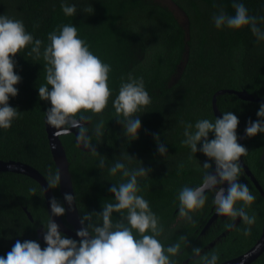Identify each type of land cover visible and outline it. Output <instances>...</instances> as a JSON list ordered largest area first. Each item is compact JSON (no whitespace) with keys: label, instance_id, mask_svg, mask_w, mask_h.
Instances as JSON below:
<instances>
[{"label":"trees","instance_id":"trees-1","mask_svg":"<svg viewBox=\"0 0 264 264\" xmlns=\"http://www.w3.org/2000/svg\"><path fill=\"white\" fill-rule=\"evenodd\" d=\"M167 1L185 15L186 28L161 0H68L77 6L76 14L71 17L62 12V0H0V14L23 20L26 30L44 44L48 43L49 32L64 24H74L78 36L86 41L90 51L112 67L109 86L114 90L113 97L102 113H85L92 116V121L86 125L89 128L104 121L101 141L97 143L93 136L92 143L98 154L104 156L105 168L97 167L99 155L77 146L74 134L60 137L79 217L87 212L98 213L104 204L115 202L108 189L111 183L118 184L123 180L119 173L109 175L108 167L122 160L129 168H135L141 161L144 167L152 169L149 177L138 178V184L140 194L149 201L163 224L160 241L165 247L181 243V253L173 258L177 264H199L198 258H193L192 248L203 249L213 242L225 231L231 218L218 219L215 225L218 228L211 227L206 234L200 235L212 216L211 192L206 193L208 200L204 208L192 213L195 223L179 216L178 191L184 185L196 187L202 182L200 164L202 166L208 159L199 151L191 154L190 149L181 144L184 124H195L203 118L214 120L212 98L221 90L245 91L264 99V41L257 42L248 26L215 28L214 14L221 9L234 14L232 0ZM242 2L249 15L264 17V0ZM259 26L264 28V23ZM30 50L31 45H28L14 56V71L21 80L15 85L18 94L9 98V105L21 114L12 122L11 128L0 129V160L26 164L48 183L49 174L57 173V168L44 123V112L50 103L38 96V87L46 84V62L42 55L39 59L34 54L28 55ZM129 73L144 78L151 97V103L134 114L139 116L141 128L138 138L131 141L119 122L124 118L115 113L112 105L121 79H126ZM260 104L243 101L233 94L216 98L221 114L231 111L238 117V139L247 122L257 119ZM153 134H158L160 142L165 143L167 154L163 157L157 152ZM240 144L248 151L242 156L243 161L264 192V133L253 137L245 135ZM127 153L136 160H124ZM247 185L256 196L255 202L245 208L249 215L256 216L251 235L247 238L242 235L244 225L240 222L212 248L202 250V255L218 253V264L247 253L262 234L264 202L250 181ZM51 190L63 205L59 185ZM60 217L66 224L65 214ZM48 218L44 195L36 181L24 175L0 172V256H6L17 240H35L45 247L38 237V230L44 232L42 224H46ZM112 218L115 222L120 214L113 213ZM93 221L102 224L95 213ZM181 236L187 237V243L180 241ZM250 264H264V253Z\"/></svg>","mask_w":264,"mask_h":264},{"label":"clouds","instance_id":"clouds-1","mask_svg":"<svg viewBox=\"0 0 264 264\" xmlns=\"http://www.w3.org/2000/svg\"><path fill=\"white\" fill-rule=\"evenodd\" d=\"M232 7V15L223 9L213 15L215 28L240 29L248 26L257 42L264 41V28L259 26L264 23V17L249 15L242 0H232ZM61 10L71 17L76 14L77 6L62 0ZM47 41L44 44L43 40L28 32L23 20L0 14V129L11 128L12 122L20 118V111L9 105V98L18 94L15 85L21 80L20 75L14 71V56L31 45L28 55L34 54L37 59L42 55L46 62V84L38 87L39 98L50 103L44 112L45 124L53 129L55 136L71 135L72 129H77V146L99 155L92 138L95 136L97 143L101 141L104 121L100 120L89 128L86 125L92 121V116L85 113H102L113 97L114 90L109 86L112 67L90 51L86 41L78 36L74 24L58 26V29L47 34ZM150 103L151 97L142 76L135 77L129 73L126 79H121L112 105L115 113L124 118L119 122L123 124L124 134L130 141L138 138L141 128L139 116L134 114ZM256 116L255 121L247 122V137L264 133V103L259 105ZM238 123V117L228 111L214 120L203 118L195 124H184L181 144L188 147L191 154L199 151L208 159L202 166L200 164L203 169L202 182L196 187L184 185L178 191V214L187 222L195 223L192 213L204 208L208 200L206 193L212 192L211 203L215 213L230 217L232 221L239 218L244 225L242 235L247 238L251 235V226L256 216L249 215L245 208L255 202L256 196L246 183L239 182L242 172L240 158L248 151L238 143ZM210 133L213 137L211 139ZM153 135L158 154L165 156V143L160 142L158 134ZM133 159L128 153L124 157L129 162ZM105 166V158L100 156L97 167L104 169ZM151 171L141 161L135 168H129L122 160L108 167L109 175L116 176L119 173L123 180L118 184L111 183L108 189L115 202L104 204L98 213L87 212L80 217L81 227L76 231L78 240L64 235L52 219L65 214V207L52 197L49 200L48 221L42 224L46 246L42 248L35 240H17L6 256H0V264H177L173 258L181 253V243L165 247L159 239L164 232L161 219L152 210L149 201L140 194L138 178L149 177ZM60 181L59 171L50 173L47 186L55 187ZM225 184L226 188L222 186ZM63 199L71 210L75 196L65 193ZM238 203L240 206H237ZM93 213L102 220V224L93 221ZM113 213L120 214L115 222ZM180 241L187 243V237L181 236ZM201 253L200 247L192 248L193 258H198L199 264H218V253ZM246 260L247 256L241 260V264H245Z\"/></svg>","mask_w":264,"mask_h":264},{"label":"water","instance_id":"water-1","mask_svg":"<svg viewBox=\"0 0 264 264\" xmlns=\"http://www.w3.org/2000/svg\"><path fill=\"white\" fill-rule=\"evenodd\" d=\"M224 94H233L243 101L264 103V99L255 98L254 96L248 94L245 91L221 90V91H218L217 93H215L213 98H212V110H213V114H214L215 118H220L222 116V114L220 113V111L217 108L216 98H217V96L224 95ZM44 120H45V118H44ZM45 130H46L49 148H50V152H51L54 164L57 168V172L59 171L60 175H61V181L59 183V187H60V193L62 196L63 206L65 207V221H66V223H68L69 225H71L73 227L72 228L73 230L66 227V225L64 224V222L62 221L60 216L52 217V219L59 225V230L63 234L78 240L79 238L76 237V231L80 229L81 225L79 223L80 217L78 215L76 203L74 202L71 210H69L68 204L63 199L65 193L73 194L71 176L69 173V164H68V160L66 157L64 147H63L61 140H60V137L63 135H61V136L53 135V133H52L53 129L48 127L46 124H45ZM72 134H74L75 138H76L77 129H72ZM244 137H245V131L239 137L238 143H241L243 141ZM79 148L82 149L81 147H79ZM82 150H84V149H82ZM240 162L242 164V160H240ZM242 167H243V164H242ZM244 171L251 178L255 187L258 189V191L260 192L261 196L264 199V192L262 191L261 187L258 185L257 181L253 178L251 173L246 168H244ZM0 172H10V173H15V174H20V175L27 176V177L33 179L34 181H36L42 189L44 199H45L46 208H47V211L50 215L49 200L52 197H54V194H53L51 188L47 186V181L44 179V177L38 171H36L34 168H32L26 164H23V163L14 162V161L5 162V161L0 160ZM224 187L226 188L227 185L225 184ZM27 216L30 220H32L29 213H27ZM216 216H217V214L214 216V218ZM238 221H239V218L236 221H234L233 227L235 225H237ZM233 227H230V229ZM43 234H44V232L42 231V229H39L38 230V237L41 240V242H43L45 244V242L43 240ZM263 252H264V225H263L261 237L259 238L257 243L247 253H245L244 255L239 256L235 259L226 261L223 264H241V260L245 256H247V260H246L245 264H250L253 261H255Z\"/></svg>","mask_w":264,"mask_h":264},{"label":"flooded vegetation","instance_id":"flooded-vegetation-1","mask_svg":"<svg viewBox=\"0 0 264 264\" xmlns=\"http://www.w3.org/2000/svg\"><path fill=\"white\" fill-rule=\"evenodd\" d=\"M240 160H242V164H243V167L244 168H246L250 173H251V171L248 169V167L245 165V163H244V161H243V157H241L240 158ZM242 167V172H241V175H240V177H239V181H243V183H246V184H248L249 183V181L251 182V184H253V186L255 187V185H254V183H253V181L251 180V178L246 174V172L244 171V168ZM214 168H215V165L213 164V168H212V170H214ZM251 175L253 176V178L256 180V178L254 177V175L251 173ZM257 181V180H256ZM258 183V182H257ZM258 185H259V183H258ZM223 187H224V185H222ZM260 186V185H259ZM261 187V186H260ZM256 188V187H255ZM257 189V188H256ZM262 189V188H261ZM257 191H258V189H257ZM263 191V190H262ZM259 192V191H258ZM212 193V192H211ZM212 196H213V193H212ZM259 196L263 199V197L261 196V194H260V192H259ZM263 202H264V199H263ZM211 212H212V216L210 217V219L208 220V222H207V224H205V226H204V228H202V232L200 233V235H204V234H206V232H208L210 229H211V227L212 228H214V229H216V227L218 228V226H216L215 227V225H216V223H217V220L218 219H221V220H223V219H225V220H227L229 217H226V216H219V215H217L215 218H214V216L216 215V213H215V211H214V205H212V203H211ZM238 219V218H237ZM222 221H220V223H221ZM240 220L238 221V223H237V225H235L233 228H231L230 229V227H227L226 229H225V231H223L221 234H219L216 238H215V240L213 241V242H211V243H209L207 246H205V247H203V249L202 250H207L208 248H212L214 245H215V243H217V242H219V240H220V237H223V236H225V234H228L229 232H231V231H233L234 230V228L235 227H237L239 224H240ZM234 223V221H232V219L229 221V224H233ZM67 224V225H66ZM65 225H66V227H68L69 229H71V230H73L72 228V226L71 225H69L68 223H66ZM262 229H263V226H262ZM262 235V234H261ZM261 237V236H260ZM259 237V238H260ZM259 238H258V240H259ZM257 240V241H258ZM257 243V242H256ZM249 251V250H248ZM264 253V252H263ZM244 255V254H243ZM241 256V255H240ZM239 257V256H238ZM237 258V257H236Z\"/></svg>","mask_w":264,"mask_h":264},{"label":"rangeland","instance_id":"rangeland-1","mask_svg":"<svg viewBox=\"0 0 264 264\" xmlns=\"http://www.w3.org/2000/svg\"><path fill=\"white\" fill-rule=\"evenodd\" d=\"M161 2L167 6L176 16V18L178 19V21L180 22V24L186 28L187 27V20L185 15L179 10L177 9L171 2L167 1V0H161Z\"/></svg>","mask_w":264,"mask_h":264}]
</instances>
